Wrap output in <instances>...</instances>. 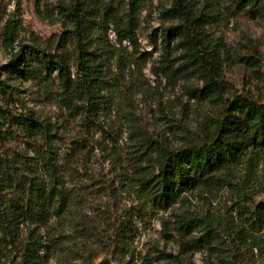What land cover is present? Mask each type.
Segmentation results:
<instances>
[{
	"label": "trees",
	"instance_id": "obj_1",
	"mask_svg": "<svg viewBox=\"0 0 264 264\" xmlns=\"http://www.w3.org/2000/svg\"><path fill=\"white\" fill-rule=\"evenodd\" d=\"M153 1H61L58 15L69 31H65L59 43L53 37L45 43L35 40L24 46L20 44L21 23L10 19L4 26L3 47L20 44L4 71L45 89H50L57 74L58 107L73 119L80 117L87 136L94 138L100 134L101 152L113 163L118 162L120 168L124 161L117 130H109L101 120L104 114L101 107L107 102L105 79L113 62L123 72L127 66L139 67L143 60V55L137 57L141 14ZM222 1L171 0L169 9L163 7L162 14L177 24L163 34L159 65L154 67V74L172 78L176 73L174 52L181 49L185 67L199 73L204 82V89L197 97L221 101L223 113L210 123L203 141L183 148H170L154 139H137L142 149L129 152L128 160L136 172L131 179L127 178L126 186L127 190L135 191L138 185L136 193L149 206L133 209L121 227L117 242L127 254L135 233L134 221L143 222L147 210L167 211L187 203L196 193V199L200 200L207 192L205 188L232 191L234 187H241L232 181L241 169L245 170L244 186L249 189L254 186L264 162V93L248 92L225 99L230 94L229 85L224 82L227 51L223 52V45L211 41L206 33L208 26H219L227 20ZM262 3L263 0H239L242 9L249 7L258 12ZM109 32L114 34L115 44L108 39ZM72 42L76 43L74 57L68 51V44ZM174 43H177L175 47ZM128 48L131 52L126 55L123 50ZM72 63L77 67V80L71 78ZM260 67L259 79L264 82L261 71L264 61ZM14 92L0 78V95L6 97ZM0 116L20 127L31 142L28 155L11 162L0 161V264H5L9 247L18 248L20 264H44L50 250L61 247L57 235L61 236L67 218L78 204L76 188L79 180L88 177L90 170L84 160L92 155V140L78 138L73 148L60 155L56 152L58 137L49 126L32 116H15L10 110H0ZM38 135L42 137V144L37 142ZM150 161L157 168L154 174L147 173V167H143ZM243 189L232 211L240 221L237 223L238 219L231 215L227 241L221 240L219 226L225 219L217 210L209 213L207 219L190 212L176 217V231L183 236L200 234L196 247L214 249L220 264H238L243 248L252 261L264 258V202L245 208ZM21 226L29 230L25 243L17 242ZM100 264L110 262L105 260Z\"/></svg>",
	"mask_w": 264,
	"mask_h": 264
},
{
	"label": "rangeland",
	"instance_id": "obj_2",
	"mask_svg": "<svg viewBox=\"0 0 264 264\" xmlns=\"http://www.w3.org/2000/svg\"><path fill=\"white\" fill-rule=\"evenodd\" d=\"M61 1L66 0H0V78L16 90L6 97L0 95V110H10L15 116H32L49 126L53 135L58 137L56 152L60 155L73 148L78 138L90 137L92 140V155L89 160H84L90 171L88 177L79 180L76 188L78 204L67 218L61 236L57 235L61 247L50 250L44 264H100L105 260L110 264H220L214 249L196 247L200 234L194 232L183 236L176 231V217L190 212L207 219L209 213L217 210L225 219L219 226L221 240L227 241L231 215L238 219L237 223L240 221L237 213L232 211L239 201L241 187H244L245 208L264 202V162L251 188H245V170L241 169L232 178L241 187H234L232 191L205 188L207 192L200 200L196 199V193L187 203L177 204L167 211L147 210L143 222L134 221L135 233L130 240V253L121 250L117 242L130 212L149 206L136 193L138 185L135 191L127 190L126 186L127 178L131 179L136 172L128 160L129 152L142 149L137 139H154L170 148H183L203 141L208 135L210 123L223 113L221 101L197 97L204 89V82L199 73L185 67L181 49L174 52L173 70L176 73L172 78L154 74V67L159 65L163 34L177 24L174 19L162 14L163 7L170 8L171 0H154L142 11L137 57L143 55V60L139 62V67L127 66L123 72L113 62L105 79L107 102L101 107L104 110L101 120L109 130H117L123 168L101 152L100 134H95L94 138L87 136L82 119H73L58 107L57 74H54L50 89H45L30 80L21 79L17 74L4 71L12 54L19 51L20 44L30 45L35 40L45 43L53 37H57L59 43L65 37L67 29L57 10ZM222 5L227 20L219 26H208L206 33L211 41L223 45V52L227 51L224 82L229 85L230 94L225 99L235 94L264 93V82L259 79L260 64L264 61V3L259 12L251 11L249 7L242 9L239 0H223ZM10 19L21 23L20 44L6 49L2 43L3 33ZM107 36L115 44L114 34L109 32ZM124 47L128 45L124 44ZM75 49V42L68 44V51L73 57ZM123 52L128 55L131 49ZM261 71L264 73V69ZM71 74L72 80L78 79L74 63ZM135 131L139 134L135 135ZM29 141L20 127L0 116V161L11 162L28 155ZM37 142L43 143L41 135L37 136ZM143 167H147V173L157 172L153 161ZM28 232L25 226H21L17 242L25 243ZM45 233L44 230L43 235ZM17 250L9 247L5 264H20ZM240 254L238 264H264V258L256 261L249 259L244 248L240 249Z\"/></svg>",
	"mask_w": 264,
	"mask_h": 264
}]
</instances>
